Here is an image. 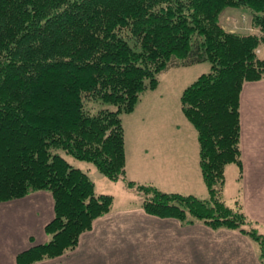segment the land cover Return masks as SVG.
<instances>
[{
    "label": "trees",
    "instance_id": "trees-1",
    "mask_svg": "<svg viewBox=\"0 0 264 264\" xmlns=\"http://www.w3.org/2000/svg\"><path fill=\"white\" fill-rule=\"evenodd\" d=\"M226 8L247 9L256 32L224 29ZM262 48L264 0H0V202L39 191L53 200L49 240L16 264L74 251L112 209V196L62 154L121 182L149 215L242 233L264 264V234L246 228L239 201L223 198L226 166L241 175L239 97L245 82L264 79ZM200 63L209 71L179 104L197 134L207 198L128 179L121 116L164 74Z\"/></svg>",
    "mask_w": 264,
    "mask_h": 264
},
{
    "label": "crops",
    "instance_id": "crops-1",
    "mask_svg": "<svg viewBox=\"0 0 264 264\" xmlns=\"http://www.w3.org/2000/svg\"><path fill=\"white\" fill-rule=\"evenodd\" d=\"M209 69L208 63H200L167 72L131 113L121 116L128 179L153 183L164 192L207 198L197 134L183 116L179 98ZM171 94L176 106L167 118L164 108ZM239 122L241 175L230 164L225 177L231 170L239 186L234 201L250 222L264 226V79L243 84ZM62 156L90 177L97 193L112 196V209L81 235L74 251L35 264H187V256L194 264H260L251 240L242 233L200 223L183 226L175 219L149 215L121 182H110L90 163ZM52 216L53 200L46 191L0 202V264H16L19 253L47 242L44 225Z\"/></svg>",
    "mask_w": 264,
    "mask_h": 264
},
{
    "label": "rangeland",
    "instance_id": "rangeland-1",
    "mask_svg": "<svg viewBox=\"0 0 264 264\" xmlns=\"http://www.w3.org/2000/svg\"><path fill=\"white\" fill-rule=\"evenodd\" d=\"M220 21H221V24H222L223 28L228 30V31H231V32H236V33H252V32H256V30L251 25L250 13H249V11L247 9H243V8H226L220 13ZM257 54L261 55V56H264L263 48H262V50L258 49L257 50ZM175 89H178V88L175 87ZM165 106H166V108H164V110H165L164 112H165V114H166V116L168 118V114L167 113H169L170 115L172 114L169 109H172V108H174L176 106L175 99H174L172 94L168 98V102L165 104ZM230 166H232V165H229L228 167H230ZM238 187L239 186H237V185L235 186V181L233 179V173H231V170H229L228 174H227V178L225 177V187H224L225 188L224 189L225 192L223 190V198H224V200H225L227 205H229V206L233 205L235 196L239 195L237 193ZM98 194H100V193H98ZM140 203H141V200H140ZM248 225L249 226L246 227V228H253L254 227V228H257L258 232L264 234V226H262V225L257 226V225H255L252 222H250ZM251 242L253 244V247H254V250L256 252V255L258 256V254L260 253L259 245L257 244L256 241H252L251 240ZM187 264H194L189 256H187Z\"/></svg>",
    "mask_w": 264,
    "mask_h": 264
}]
</instances>
